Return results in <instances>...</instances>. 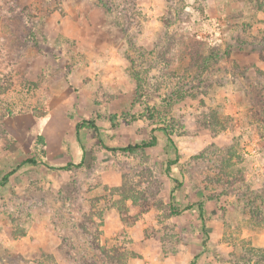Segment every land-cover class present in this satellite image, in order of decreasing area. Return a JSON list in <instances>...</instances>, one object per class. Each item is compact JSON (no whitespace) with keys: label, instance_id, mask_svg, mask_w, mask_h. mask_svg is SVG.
I'll return each mask as SVG.
<instances>
[{"label":"rangeland","instance_id":"1","mask_svg":"<svg viewBox=\"0 0 264 264\" xmlns=\"http://www.w3.org/2000/svg\"><path fill=\"white\" fill-rule=\"evenodd\" d=\"M153 134L144 152L104 147ZM10 171L0 264H264V8L0 0V179Z\"/></svg>","mask_w":264,"mask_h":264},{"label":"trees","instance_id":"2","mask_svg":"<svg viewBox=\"0 0 264 264\" xmlns=\"http://www.w3.org/2000/svg\"><path fill=\"white\" fill-rule=\"evenodd\" d=\"M255 2H256L258 9L264 8V0H255ZM82 126H84V127L88 126L89 128L97 129V126L92 121L85 120L82 123H79L77 125V128L80 129V127H82ZM162 130L164 131L165 135L167 136V140L170 143V145H174V140L172 138V134L169 131H167L165 128ZM157 142H158V138L156 135L153 134V135H151L150 139L143 140L142 142H139V143L127 144L124 146H115V147L104 144V147L109 149L110 151H122V152L133 154V153H137V152H144L147 148L157 145ZM26 162L37 163V161L35 159H28ZM177 162H178V156L175 159L168 160L167 164L165 166L166 175L172 180V182L174 184L173 187L170 189V194H169L170 203H173V204H174V201L176 199L178 191L181 189V187L183 185V183L177 177H175L174 174L172 173V166H173V164H175ZM82 164H83V160L80 163L70 162L68 165H66L65 168L72 169L73 167H79ZM12 172L13 171H10V172L3 175V177L0 179V186L5 185L8 182L9 176H10V174H12ZM173 204L171 206L172 212L175 214H179L181 212V210H178V209H176V207H173ZM196 205L199 208V216L203 222L201 228H202V231L204 233V240H203L202 244H203V247H205L207 244L208 238H209V233H208L206 226H205V216H204V209H205L204 206L205 205H204V201H198V202H196ZM191 264H193V263H191Z\"/></svg>","mask_w":264,"mask_h":264}]
</instances>
